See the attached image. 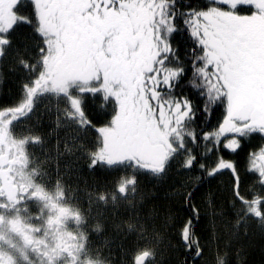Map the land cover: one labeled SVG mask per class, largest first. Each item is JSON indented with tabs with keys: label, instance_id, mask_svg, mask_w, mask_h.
Here are the masks:
<instances>
[{
	"label": "trees",
	"instance_id": "1",
	"mask_svg": "<svg viewBox=\"0 0 264 264\" xmlns=\"http://www.w3.org/2000/svg\"><path fill=\"white\" fill-rule=\"evenodd\" d=\"M39 3L36 2L35 5L30 0H21L14 8L15 15L25 21H17L6 33V40L11 43L4 45V55L0 59L2 109L18 105L25 92L21 85H29L36 76V69H42V54L38 49H46L47 45L43 41L44 37L39 34ZM180 3L181 0H177V4ZM189 4L198 5L199 0H189ZM116 5L115 11L119 13L127 7L128 0H116ZM239 12L241 15L252 14L253 9H241ZM67 29L73 34L74 44H78L81 40L79 33L72 28ZM160 30H165L164 25H160ZM87 34L94 38V32ZM190 44L187 34L177 32L173 37L174 55H169L163 65L160 64V59L155 63L154 85L157 97L162 95L161 91H157L159 84L164 103L166 99L172 98L175 103L174 111L181 116L188 110L185 108L181 113L176 108L177 103L191 101L189 117L182 125L186 133L199 137L202 131L215 130L223 116V98L220 94L222 84L218 77L217 80L210 77L213 75L211 72L207 73L209 76L205 79L198 70L193 74L188 69L187 57L192 55L189 51ZM42 56L47 57L48 54ZM66 56L69 58L71 53L66 52ZM201 58H204L203 54ZM181 67L186 69V74L180 77L177 73L176 77H172L171 71ZM83 68L81 64H70L66 70L64 66L60 68L58 73L72 75L75 70ZM100 70L98 67V71ZM99 74L100 79L105 78L102 72ZM84 75H87L86 81H93L89 78V72ZM123 77L125 78L124 75ZM165 77L170 81L168 88L162 83ZM126 87L136 91L137 104L140 105L142 114L144 109L139 99H142L143 88H132L131 83ZM209 90L215 102L220 105L211 120L206 116V108L212 103L209 100ZM35 95V98H31V108L12 132L23 141L26 140L24 144L28 165L36 167L38 175H48L63 184L69 199L74 200L77 206L80 203L82 207L92 210L89 222L93 224L92 227L99 229V249L106 257L116 258L117 264H130L129 259L135 252L146 250L150 254L146 264H184L186 253L181 243V231L191 212L183 204L185 194L193 187V177L198 173L200 180L193 200L188 203L191 205L194 202L200 209L195 234L205 247L203 264H264V220L256 223L251 218H245L247 212L244 206L229 204L231 180L228 171L218 172L214 176L206 175L208 167L217 158L216 153L207 156L212 138L198 139L194 144L191 138L185 139L186 153L189 156L192 153L197 156L204 154L202 162L207 166L204 171L193 168L190 172L178 160H171L162 172H154L141 166H133L128 154L136 150L138 140L129 137L116 144L103 140L97 133L96 128L109 124L118 110L117 101L105 100L103 95H98L95 91L91 94L86 92L81 104L83 111L77 116L70 113L63 96L51 93L37 95V91ZM157 97L154 104L156 108L161 103ZM177 97H180L179 101ZM164 103L163 108L166 107ZM34 136L39 137L38 141L32 142L31 137ZM246 150L245 147L234 157L224 150L221 154L227 159L237 160L241 177L251 185L253 191L256 184L249 175L241 172ZM112 152L120 154L114 157V162H109L105 156ZM98 154L102 155V159L90 168L91 161ZM133 155L139 157V154ZM126 156L129 158L125 159ZM130 180L133 183L127 186ZM120 189H123V194ZM189 241L192 242V236H189Z\"/></svg>",
	"mask_w": 264,
	"mask_h": 264
},
{
	"label": "snow or ice",
	"instance_id": "2",
	"mask_svg": "<svg viewBox=\"0 0 264 264\" xmlns=\"http://www.w3.org/2000/svg\"><path fill=\"white\" fill-rule=\"evenodd\" d=\"M253 4L260 9L259 12L238 15L241 9L251 10ZM116 6V0H79L74 7L77 11L93 7L95 14L87 13L85 16V20L89 22L104 23V16H108L119 17L121 23L135 24L138 38L141 40L140 51L143 52L147 48L148 55L142 64L134 66L124 74L126 79L139 76L144 71L151 72L152 62L157 57L163 56V59L160 60V64L163 65L169 55H174L173 37L177 32L185 33L191 40L189 51L192 55L187 57L189 60L188 69L192 70L193 74L198 70L205 79H208L207 73L211 72L222 82L221 95L226 97L227 102L224 122L233 119L239 120L242 124L238 131L242 132L244 128H248L257 132V135L249 138L245 161V172L254 175L253 183L260 186L256 191H252L251 185L241 177L237 160L225 159L221 154L222 134L217 136L214 130L202 131L199 137L192 134L191 142L194 144L198 139L207 140L209 137H214L213 144L216 146L209 148L207 156L216 153L217 158L212 166L208 167L206 175L214 176L218 172L227 170L231 180L229 204H239L245 207L247 214L254 215L257 219L264 218V211H262L264 194H261V190H264V0H199L198 5L189 4V0H181L180 4H177V0H128L127 7L119 13L115 11ZM119 6L123 7V5ZM218 8H231L232 11H218ZM160 25L165 27L163 32L160 30ZM0 43L7 45L11 41L2 40ZM38 51L43 55L45 49L40 48ZM202 54L203 59L201 58ZM3 55V49H0V59L3 58ZM44 64L47 76L41 73L39 79H55L57 69L54 62H50L48 57H45ZM245 65H253L256 71L255 80L250 90L246 92L240 89L241 74ZM33 69L35 70V65ZM119 72L120 70L116 67L106 68V75L109 73L119 74ZM177 73L183 77L186 74V69L183 67L175 69L171 71V76L176 77ZM157 75L159 76V73ZM2 83L3 81L0 79V85ZM162 83L165 88L170 85L167 77ZM34 84L39 86V81H34ZM21 88L27 89L29 96L35 91V88H29L26 83L21 85ZM157 91H161L163 95L159 84ZM162 95L157 97L161 104L164 103ZM176 99L179 101L180 97ZM209 100L212 103L206 108V116L211 120L220 105L213 99L211 90H209ZM70 103L74 104L75 102L70 101ZM80 103L82 104V101ZM205 103L207 104V102ZM2 108L3 106L0 104V110ZM13 108L19 109V105L10 106L9 114ZM176 108L181 113L185 108L190 111L191 101L177 103ZM80 111H83L82 107ZM10 123L11 121H9ZM157 123L164 126V131H161L159 127L146 128L143 143L136 146L137 152L142 157L146 153L162 149L168 142V129L172 125V121H158ZM219 127L223 128L224 124L219 123ZM171 130L175 131V128ZM9 134L10 129L0 127V140ZM38 139L39 137H31L32 142H36ZM253 141L256 143L253 144ZM25 142L26 140L21 141V143ZM172 147L173 150H183L185 144L181 142L179 149ZM222 147L224 152L234 157L244 147V144L237 139L234 142L223 144ZM204 158L203 153L200 156L192 153L184 161L183 168L190 172L193 168L204 171L207 167L202 162ZM170 162L169 159L168 163ZM166 166L162 165L159 170L163 171ZM193 180V187L185 194L183 204L184 207L190 208L191 215L188 216L181 231V243L184 245L186 253L184 264H203L205 247L202 245L200 237L195 234L196 223L200 220V209L194 202L191 205L188 203L194 198L195 188L200 180L198 173L193 177ZM120 191L123 194V189ZM250 192L251 195H249ZM5 206L3 202H0V207ZM209 206H211V201H209ZM68 211V209L60 210L62 215L68 214ZM71 215L78 217V213H71ZM17 223L18 221L11 222L14 231H18ZM21 235L26 245L32 243L31 237L22 233ZM189 236H192V242L189 241ZM213 240H215V232H213ZM149 255L146 250L135 252L132 256V264H144ZM0 264H13V261L0 255Z\"/></svg>",
	"mask_w": 264,
	"mask_h": 264
},
{
	"label": "flooded vegetation",
	"instance_id": "3",
	"mask_svg": "<svg viewBox=\"0 0 264 264\" xmlns=\"http://www.w3.org/2000/svg\"><path fill=\"white\" fill-rule=\"evenodd\" d=\"M30 1L35 5H37L36 2H40L41 10L39 12H45L49 21L51 20L50 17L53 14L56 15L59 9L57 0ZM229 9L232 11L231 8ZM252 9V14H255L256 10L260 11L255 4H253ZM238 15H241L240 12ZM60 30L58 37L55 34L56 46L61 47L64 54L62 51H58L61 52V55H59L58 59L55 58L56 73H58L59 68L66 66L64 65L68 60L66 52L71 53L72 58L74 55L79 57V54L85 50L84 46L86 48V45L74 44L71 30L66 29V27H60ZM52 37L54 38V35ZM86 52L84 54H87ZM87 56L85 55L83 59L79 57L74 65L81 64L84 68H88L89 63L95 62L99 63L105 71L106 68L112 67V65L104 61L98 62L92 55L88 54ZM100 66L98 67L100 68ZM255 77V67L253 65H245L241 74L240 89L245 92L249 91ZM221 89H223V85ZM221 92L222 90H220V94ZM31 98L32 96H29L27 100L19 103V109L13 108L11 114H9V108L0 110V127L10 129V134L0 140V202L6 205L5 207H0V255L10 258L13 264H117L116 258L106 257L99 249V229L92 227L93 224L89 222L92 210L88 207H82L80 203L77 206L74 200L69 199L68 191L63 184H59L48 175L45 177L38 175L37 168L28 165L26 145L21 143L23 140L14 135L12 130L31 108ZM222 98L221 110L224 112L219 123L224 124L223 117L226 115L227 102L226 97L222 96ZM2 115H4V118ZM188 117L189 110L183 116L182 124ZM9 121H11L10 124ZM226 124L227 127H223V129H220L218 124L214 130L217 136L221 134L223 136L220 141L221 151L223 150V144L234 142L237 139L243 142L244 147L242 149H245V147L248 149L249 138L257 135V132L248 128H244L242 132L238 131L242 124L239 120L233 119L226 122ZM152 128L154 127L152 126ZM159 129L164 131V126L162 125ZM169 129L168 142L164 145L165 153L170 152L169 139L177 141L179 147L181 142L185 144L186 137L188 139L191 138V134L186 133L184 125L179 129L181 132L177 134L174 131H169ZM210 138H212L211 147H215L216 145L213 144L214 137ZM132 139L143 143L144 133L142 136ZM252 143L255 144L256 142L253 141ZM136 146H139V143ZM153 152L146 153L142 157L137 150H132L128 155L131 157L134 153L139 154V157L146 165L143 166L144 169L162 172L159 169L163 163L158 164V161H155V163L152 161L151 165H149L147 154L153 159ZM246 153L243 164L244 172L242 169L241 172L249 175L254 180V175L245 172ZM97 161H99V157L96 155L91 161L90 168L95 166ZM160 161L161 158L159 163ZM164 165H167V163ZM132 183L133 181L130 180L127 182V186H131ZM6 187H8L7 191ZM255 187L253 191H256L260 186L256 184ZM261 194H264V190H261ZM61 209H68V214L62 215ZM262 211H264V206H262ZM71 213H78V217L71 215ZM245 218H251L256 223L264 220V218L257 219L250 214L245 215ZM12 221H18L16 225L18 231L13 230ZM21 233L31 237L32 243L26 245ZM132 256L129 259L130 264H132ZM146 261L144 264H146Z\"/></svg>",
	"mask_w": 264,
	"mask_h": 264
},
{
	"label": "rangeland",
	"instance_id": "4",
	"mask_svg": "<svg viewBox=\"0 0 264 264\" xmlns=\"http://www.w3.org/2000/svg\"><path fill=\"white\" fill-rule=\"evenodd\" d=\"M20 0H0V41L6 40V33L13 27L17 21H25L22 18H18L14 13V8ZM59 3V9L57 14H53L48 20V16L45 12H39V34L41 37H44L47 48L45 49L44 55L48 54V59L50 62L56 63L59 55L62 51L61 47L56 46V37L60 27L72 28L74 31L79 33L81 41L78 44L86 45L84 46L83 53L79 54L81 59L86 55H92L94 59H97L98 62L104 61L112 67H116L120 70L119 74H107L104 69L101 68L99 63H89L88 68H83L82 70H75L73 74L70 73L62 75L61 73H56L55 79H49L46 82L40 80L41 73L47 74V69L45 68L44 60L46 56L41 55L42 60V69H36V76L32 79V82L29 83V88H35V91L31 93L30 96L36 97L37 95H46V94H56L61 95L66 99L68 103L70 113H73L77 116H80L81 111V101L82 98L86 97L84 93L89 92L98 95H103L104 99H112L117 101L116 106L118 110L113 114L109 124L96 128L97 133L103 140L110 141L111 143H121L125 138H136L143 135L145 127H161L157 120L161 121H172L169 131L172 132V128H175L174 133L177 134L181 132L179 129L182 128L183 116L174 111V101L172 98L166 99V107L163 108L161 103H158L157 108L154 106L156 97L158 93L156 92L155 87V77L154 72L155 63L158 59H163V56L157 57L155 61L152 62V71H144L141 75L126 79L123 77L129 69L134 66H138L144 62L148 52L147 48L143 52L141 49V40L138 38V30L134 23H121L120 19L104 16V23L97 24L95 21H86L85 16L87 13H94L93 7H87L82 11H77L74 7L79 0H57ZM38 8V6H37ZM218 11H231L229 8H218ZM256 12H258L256 10ZM255 12V13H256ZM163 26V25H162ZM94 32V38L90 37L87 33ZM56 34V37H55ZM54 35L55 38L52 36ZM65 44V43H64ZM5 44L0 43V49H3ZM89 45V46H87ZM57 50V51H56ZM87 51V52H86ZM87 54H84V53ZM61 57V56H60ZM78 55L70 56L66 64H75L76 60L79 59ZM88 57V56H87ZM56 58V59H55ZM113 62H112V61ZM65 64V65H66ZM65 66L66 67L68 66ZM98 66H100V71H98ZM60 70V68H59ZM58 70V72H59ZM89 72V78L93 81H86L85 73ZM99 72H102L105 78L101 79ZM209 76V75H208ZM98 77V79H97ZM212 79L217 80L213 75L210 76ZM97 79L94 81V79ZM126 79V80H125ZM39 81V86L34 84V81ZM129 83H131L132 88L139 89L140 86L143 88L142 99H139L142 108L144 109L143 113L140 114L141 107L136 98V91L133 92L132 89H129ZM87 86V87H86ZM93 87V88H92ZM95 87V88H94ZM88 89V90H85ZM28 90L25 89L22 101L28 99ZM74 101L75 103H70ZM20 102V103H21ZM133 107V108H132ZM163 108V109H162ZM16 109V108H15ZM4 118V115H2ZM6 117V116H5ZM224 127H227L226 122ZM223 129V128H220ZM169 139V138H168ZM170 141V152L165 153L164 149H157L153 152V159L147 154L149 165L151 162L158 161V164H169L168 161L178 160L181 164L187 159L188 155L186 153V146L183 150H173L179 149L177 141ZM139 145L142 142L138 140ZM175 153V154H173ZM120 154V153H119ZM118 153L112 152L105 156L109 162H114ZM99 159H102V155H97ZM129 156H126L125 159H128ZM133 166H146L143 160L135 155H131ZM138 158V159H135ZM161 161L159 163V160ZM147 161V160H146ZM164 161V162H163Z\"/></svg>",
	"mask_w": 264,
	"mask_h": 264
},
{
	"label": "water",
	"instance_id": "5",
	"mask_svg": "<svg viewBox=\"0 0 264 264\" xmlns=\"http://www.w3.org/2000/svg\"><path fill=\"white\" fill-rule=\"evenodd\" d=\"M8 190V187H6V191Z\"/></svg>",
	"mask_w": 264,
	"mask_h": 264
}]
</instances>
